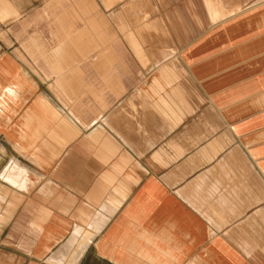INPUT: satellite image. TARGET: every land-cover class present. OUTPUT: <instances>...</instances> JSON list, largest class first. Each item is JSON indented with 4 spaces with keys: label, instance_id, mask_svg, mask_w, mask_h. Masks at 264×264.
<instances>
[{
    "label": "crops",
    "instance_id": "crops-1",
    "mask_svg": "<svg viewBox=\"0 0 264 264\" xmlns=\"http://www.w3.org/2000/svg\"><path fill=\"white\" fill-rule=\"evenodd\" d=\"M0 264H264V0H0Z\"/></svg>",
    "mask_w": 264,
    "mask_h": 264
}]
</instances>
